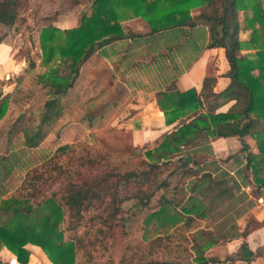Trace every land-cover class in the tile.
<instances>
[{
    "label": "trees",
    "instance_id": "1",
    "mask_svg": "<svg viewBox=\"0 0 264 264\" xmlns=\"http://www.w3.org/2000/svg\"><path fill=\"white\" fill-rule=\"evenodd\" d=\"M90 1L91 11L81 16L77 26L62 29L47 25L40 31L44 65L50 66L59 58L69 71L60 73L58 68L50 67L38 76L51 96L44 104L40 123L22 128L25 146L37 147L47 134L46 126L61 116L60 98L74 86L81 66L96 52L108 55V46L114 49L115 44L125 40L131 42L128 49L143 43L148 50L156 52L149 65L154 66L151 70H157L155 75L163 79L165 86L160 88L157 103L166 124L175 125L153 143L135 146L143 150L139 167L120 171L109 163L106 155L91 152L78 155L77 166H73L71 159L62 163L57 157L75 152L72 144H64L49 159L30 169L14 193L6 196V188L0 187V248L5 246L21 264L30 260L28 244L39 246L53 264H77L78 252L85 247V241L70 233L87 222L86 225L97 228L93 244L101 240L100 235L102 238L113 235L124 220L123 205L129 201L144 208L159 197L156 207L146 217L148 225H156L152 243L162 242L175 231L189 230L197 220L213 217L226 200L235 197L234 187L229 185L226 173L216 176L194 157L196 153L184 152L192 148L193 152L198 151L210 138L254 137L259 153H252L243 143L248 151L247 165L245 171L239 172L241 181L234 183L239 187L251 184L249 170L252 169L254 197L264 193V176L260 175L264 170V0ZM22 3V0H0V44L5 43L2 28L18 23ZM196 9L200 11L194 14ZM241 11L245 13L244 29L250 30L245 40L240 38ZM133 18L143 19L148 31L126 29L122 22ZM209 48L225 50L230 84L215 92L216 78L206 76L200 91L194 87L186 91L178 89V77ZM182 51L195 54L184 69L163 62L176 58ZM10 97L11 94L3 95L0 90V120L7 114ZM230 100L235 103L226 112H218ZM172 165L175 167L164 176ZM11 172L10 165L6 173ZM172 175L178 180L170 187ZM55 185L60 187L53 189ZM230 205L228 211L232 210ZM236 227V223L231 225L232 231L222 225L219 234L196 228L187 239L191 261L194 264L253 262L261 249L253 251L245 240L235 255L224 260L207 255L220 242L248 235V228L240 232ZM66 231L70 233L67 235ZM0 264L8 263L0 260ZM147 264L169 262L152 260Z\"/></svg>",
    "mask_w": 264,
    "mask_h": 264
},
{
    "label": "rangeland",
    "instance_id": "2",
    "mask_svg": "<svg viewBox=\"0 0 264 264\" xmlns=\"http://www.w3.org/2000/svg\"><path fill=\"white\" fill-rule=\"evenodd\" d=\"M22 2L18 23L12 27L2 28L8 48L0 62V90L3 95L11 94L7 114L0 120V187L6 188L5 195L14 193L30 169L49 159L57 148L64 144H72L75 152L57 157L62 163L70 162L71 159L73 166H77L78 155L91 152L92 155H106L109 163L120 171L139 167L143 150L135 149L140 137L134 133L136 125L142 119L138 107L145 100L156 98L160 88L165 86H162L163 79L155 75L157 70H151L154 66L149 65L156 52L148 50L143 43L135 44L132 49H128L131 45L129 40L115 44L114 49L108 46L106 48L108 55L102 51L96 52L81 66L74 86L60 98L63 105L61 116L52 125L46 126L47 134L37 147L25 146L22 128L25 125L32 127L40 123L44 104L51 96L48 87L42 86L39 82L38 76L48 71L50 67L58 68L60 73L69 71L67 65L59 58L50 66L44 65L39 40L40 31L47 25L62 29L77 26L81 16L91 11V1L22 0ZM199 11L200 9H196L193 13L197 14ZM240 21L242 27L240 38L245 40L249 37L250 30L244 29L243 11L240 12ZM122 24L126 29L137 32H146L149 29L141 18L129 19ZM162 51L168 53L165 49ZM244 52L251 53L253 50ZM194 56L193 52L182 51L176 58H169L163 62L167 66L178 65L179 69H184ZM225 61L223 51L212 54L207 68L208 74L223 73L228 68ZM172 67L170 71H173ZM231 102L232 100L228 104ZM209 142L210 139L204 143L209 145ZM241 147L243 144L239 141L238 151L231 156L232 160L230 158L217 160L214 156L210 158V155L204 154L205 152L194 154L193 148L184 150L185 153L190 151L194 154L205 169L213 171L214 175L221 176L226 173L229 185L234 187L235 197L226 200L213 217L197 220L189 230L175 231L162 242L152 243L150 239L155 237L152 231L156 225L155 223L148 225L146 217L156 207L159 197L153 198L144 208L136 206L134 201L126 202L123 205L124 220L115 228L113 235L106 238L100 235L101 240L93 244L97 228L89 223L86 225L87 222L74 232L66 231L67 235L70 233L85 241V247L78 252L77 264H147L152 260L168 261L169 264H194L191 261V252L186 247L190 246L187 239L191 238L196 228L210 229L219 234L222 232L220 230L222 225L229 230L234 223L240 232L247 225L249 229L264 227V218L258 220L259 214L260 217H264V203L254 199L252 169L249 170L251 184H242L239 187V184L234 183L241 181L239 172L245 171L247 165L245 154L248 151L246 153ZM209 161L213 162L208 163ZM10 165L12 172L7 174L6 170ZM173 167L175 165L166 170L164 176ZM235 169L239 170L234 174L229 172ZM260 175L264 176V170ZM169 179L172 182L170 187L178 180L175 175ZM58 187L60 186L55 185L53 189ZM1 191L2 188L0 197ZM230 204L233 205L232 210L228 211ZM64 226L66 227V224ZM258 242L260 246L264 244V231ZM236 243L237 241L232 240L220 242L209 249L207 255L224 260L227 256L235 255L240 247ZM259 257H264V249L261 250ZM230 263L245 264L239 260ZM250 264H264V258L257 257Z\"/></svg>",
    "mask_w": 264,
    "mask_h": 264
},
{
    "label": "crops",
    "instance_id": "3",
    "mask_svg": "<svg viewBox=\"0 0 264 264\" xmlns=\"http://www.w3.org/2000/svg\"><path fill=\"white\" fill-rule=\"evenodd\" d=\"M6 48H8V45L5 43L0 44V62H2L4 58V53L6 52ZM224 52L225 50L223 48H209L202 52V54L198 57L196 61L193 62L192 66L183 74H181L177 81L176 85L178 89L181 91H186L190 88H196L198 91L202 89L203 86V80L206 76H213L216 78V83L214 85V91L220 92L223 89H225L230 84V78L226 76V73L229 70V64L225 57V62L228 65V68L223 72L219 74H208L207 68L209 64V60L215 52ZM235 103V100H232L230 104L228 102L224 105H222L218 112H226L233 104ZM139 112L142 117V121L138 122L136 125V130L134 131L135 134H137L140 139L138 140V143H136V146H143L147 143H153L155 140H157L162 134L165 132L170 131L175 124L168 125L165 121V116L163 111L160 109L157 103V97L150 98L149 100H145L140 104ZM140 117V118H141ZM240 141L241 144L245 143L249 146V150L252 153H259L257 142L251 135H246L243 138L230 136V137H218V138H210L209 145L205 144L204 146L200 147L198 151L195 153H204L205 155H210L211 157H215L218 159H224L230 158L237 150L238 148V142ZM254 146V147H253ZM245 151L243 147H241V150ZM245 157L247 158V154H245ZM236 158V156H235ZM237 159V158H236ZM229 160V161H230ZM213 161H209L208 163H212ZM218 169V167H217ZM216 169V170H217ZM239 169L235 170H229V172L233 173L236 172ZM244 188V187H242ZM248 193V192H247ZM259 202L264 203V193L262 196L256 198ZM259 219H262L264 217H260V214L258 215ZM260 222V221H259ZM245 229L248 228L249 233L245 238H237L232 239V241H237L236 245L240 246L242 242L245 240L248 242L250 248L253 251H257L259 249H264V244L262 246L259 245V236L263 235L264 227L260 226L258 228H251L249 229V226L247 225L244 227ZM245 229L241 230L244 231ZM27 247L31 251L30 260L28 264H52L50 259L47 257V255L43 252V250L33 244H28ZM238 248V247H237ZM237 249H235L236 251ZM263 256V255H262ZM258 258H264L259 257ZM33 259H35L33 262ZM257 259V258H256ZM0 260L4 263L8 264H21L18 262L16 256L8 250L5 246H2L0 248Z\"/></svg>",
    "mask_w": 264,
    "mask_h": 264
}]
</instances>
